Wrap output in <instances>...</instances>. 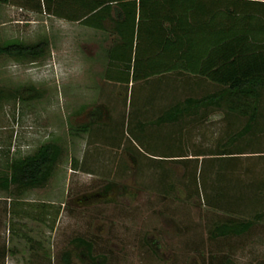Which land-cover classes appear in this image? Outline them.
Returning <instances> with one entry per match:
<instances>
[{
  "label": "rangeland",
  "instance_id": "rangeland-1",
  "mask_svg": "<svg viewBox=\"0 0 264 264\" xmlns=\"http://www.w3.org/2000/svg\"><path fill=\"white\" fill-rule=\"evenodd\" d=\"M22 2H0V43L46 42L36 58L0 54V170L46 141L61 154L44 185L0 188V264H66L64 250L69 264H264V214L254 217L264 210V119L235 138L246 116L215 106L149 123L219 86L182 72L111 80L108 28ZM41 201L51 204L45 221L30 216ZM246 220L241 233L212 234ZM76 237L91 242L88 254Z\"/></svg>",
  "mask_w": 264,
  "mask_h": 264
},
{
  "label": "trees",
  "instance_id": "trees-1",
  "mask_svg": "<svg viewBox=\"0 0 264 264\" xmlns=\"http://www.w3.org/2000/svg\"><path fill=\"white\" fill-rule=\"evenodd\" d=\"M10 0H0L7 3ZM33 8L100 29L110 30L116 40L106 56L113 73L111 80L128 83L151 76L182 72L204 77L219 88L202 96H186L166 108L149 123L160 124L198 114L204 107L224 108L228 113L246 116L245 124L233 137L251 131L256 123L259 100L264 90V0H26ZM42 39L24 43L11 38L0 43V54L16 58L39 57L44 53ZM0 87V107L7 100ZM82 124L79 130H88ZM222 153V152H221ZM61 154L53 141L41 143L32 152L15 156L0 170V188L42 186L51 176ZM111 184L104 186V191ZM102 194V192H101ZM38 207L31 218L45 221L48 202L30 203ZM59 209L54 211L52 224ZM16 212V210H15ZM17 213V212H16ZM264 214L256 213L255 218ZM252 220L223 221L212 234L241 233ZM79 253H89V240L76 237ZM66 264L70 251L64 250Z\"/></svg>",
  "mask_w": 264,
  "mask_h": 264
},
{
  "label": "crops",
  "instance_id": "crops-1",
  "mask_svg": "<svg viewBox=\"0 0 264 264\" xmlns=\"http://www.w3.org/2000/svg\"><path fill=\"white\" fill-rule=\"evenodd\" d=\"M140 81V80H138ZM263 118L264 119V97H261L259 100V107L257 109V117H256V121H258L257 119Z\"/></svg>",
  "mask_w": 264,
  "mask_h": 264
}]
</instances>
